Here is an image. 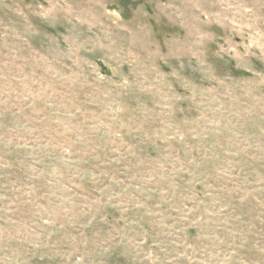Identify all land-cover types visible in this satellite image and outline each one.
Wrapping results in <instances>:
<instances>
[{
	"label": "rangeland",
	"instance_id": "374dc122",
	"mask_svg": "<svg viewBox=\"0 0 264 264\" xmlns=\"http://www.w3.org/2000/svg\"><path fill=\"white\" fill-rule=\"evenodd\" d=\"M0 264H264V0H0Z\"/></svg>",
	"mask_w": 264,
	"mask_h": 264
}]
</instances>
